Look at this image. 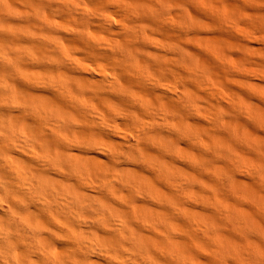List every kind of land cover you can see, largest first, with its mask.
Returning <instances> with one entry per match:
<instances>
[{"label": "clouds", "instance_id": "9594fccd", "mask_svg": "<svg viewBox=\"0 0 264 264\" xmlns=\"http://www.w3.org/2000/svg\"><path fill=\"white\" fill-rule=\"evenodd\" d=\"M0 264H264V0H0Z\"/></svg>", "mask_w": 264, "mask_h": 264}]
</instances>
